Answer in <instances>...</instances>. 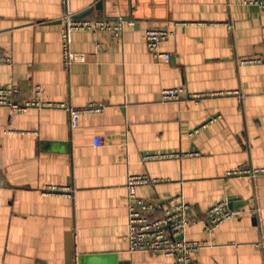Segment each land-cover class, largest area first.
<instances>
[{
    "label": "crops",
    "instance_id": "0c3cea01",
    "mask_svg": "<svg viewBox=\"0 0 264 264\" xmlns=\"http://www.w3.org/2000/svg\"><path fill=\"white\" fill-rule=\"evenodd\" d=\"M64 1L0 0V87L40 86L45 101L104 110L72 128L64 110L0 107V264H176L130 251V176L157 180L138 187L144 201L182 195L192 219L225 201L246 212L211 231L192 224L189 241L204 244L194 264H264V172L230 174L264 170V65L240 64L264 56V10L244 0H103L83 19L136 25L119 38L74 32L71 48L87 62L68 68L63 18L97 0ZM150 28L172 34L160 46L169 62L147 49ZM173 88L209 96L163 103Z\"/></svg>",
    "mask_w": 264,
    "mask_h": 264
},
{
    "label": "built area",
    "instance_id": "2783aa9c",
    "mask_svg": "<svg viewBox=\"0 0 264 264\" xmlns=\"http://www.w3.org/2000/svg\"><path fill=\"white\" fill-rule=\"evenodd\" d=\"M64 3L67 5L68 1L65 0ZM242 3L246 6H255L260 10H264V0H244ZM63 22L65 27L62 33V47L64 64L68 68L77 63L87 62L86 55L76 53L71 48L74 32L81 31L92 34L106 32L114 38H119L125 25H136L135 22L123 18L117 21L76 19L71 13L64 16ZM228 28L231 29L232 27ZM171 35L170 32L157 28H150L146 31V46L156 61H170V55L164 54L160 46ZM240 64L244 66L264 65V56L242 59ZM205 96L209 95L192 94L184 88H173L161 92V101L163 103L185 100L196 101ZM0 107H5L12 113H25L33 108L64 110L70 117L72 128L79 126L82 116L100 113L104 110V106L101 104H90L85 108L77 109L66 103L48 102L43 99V90L40 86L34 87L30 94L26 95L20 87L14 85L0 87ZM215 121L216 119L208 124ZM207 125L203 127L205 128ZM96 143L101 145L99 139ZM160 158H166V156L145 157L144 160L150 161ZM263 172L262 169L251 170L248 166H242L230 174L247 175L254 178L263 174ZM156 182L157 180L150 179L147 176H130L128 178L126 186L129 209L127 238L131 252L162 255L173 259L176 264H194L192 257L204 244L189 241L187 234L192 224L200 222L207 230L211 231L246 213L242 209L231 208L229 202L225 201L213 205L201 219H192L188 217L191 206L182 195L171 197L163 203L157 204L144 201L138 197V187Z\"/></svg>",
    "mask_w": 264,
    "mask_h": 264
},
{
    "label": "water",
    "instance_id": "95a60500",
    "mask_svg": "<svg viewBox=\"0 0 264 264\" xmlns=\"http://www.w3.org/2000/svg\"><path fill=\"white\" fill-rule=\"evenodd\" d=\"M102 5H103V0H97V4L94 7H91L85 12L80 13L79 15H76V19H83L87 17L89 14L93 12L94 9H102ZM230 206H232V202L230 203Z\"/></svg>",
    "mask_w": 264,
    "mask_h": 264
}]
</instances>
